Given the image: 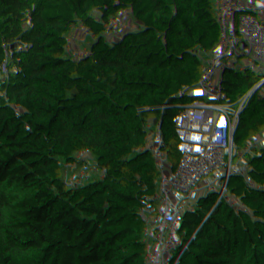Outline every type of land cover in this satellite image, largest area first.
<instances>
[{"label":"trees","instance_id":"16d2710c","mask_svg":"<svg viewBox=\"0 0 264 264\" xmlns=\"http://www.w3.org/2000/svg\"><path fill=\"white\" fill-rule=\"evenodd\" d=\"M237 0H0V264H99L102 252L125 257L137 218L149 217L148 180L173 172L171 132L179 127L197 75L229 74L226 42ZM264 25V0L255 9ZM258 42L264 49V31ZM94 104L102 108L93 109ZM239 134L264 126V67L248 72L235 102L211 120ZM83 142L92 163L69 176L58 158ZM37 157L43 187L20 185ZM257 163L264 147L239 154ZM179 203L185 233L210 215ZM189 264H213L244 234L232 215L218 217ZM234 264H264V238Z\"/></svg>","mask_w":264,"mask_h":264},{"label":"built area","instance_id":"2783aa9c","mask_svg":"<svg viewBox=\"0 0 264 264\" xmlns=\"http://www.w3.org/2000/svg\"><path fill=\"white\" fill-rule=\"evenodd\" d=\"M262 0H237L235 17L226 42L233 56L229 74H214L210 81L197 75L187 85L192 100L179 127L171 132L173 172L165 183L148 180L155 195L152 214L137 218L125 250L127 264H189L194 246L207 226L222 215H232L244 224L240 241L222 253L213 264H234L247 248L264 238V182L257 163L239 154L264 147V126L245 133L231 134L214 129L211 120L236 100L248 72L264 67V49L258 35L264 25L255 17ZM92 108H102L94 104ZM83 142L74 143L59 158L57 170L69 176L92 163ZM49 172L37 157L27 160L20 185L27 192L43 187L37 176ZM37 175V176H36ZM179 203L204 204L210 215L197 228L185 233L176 222ZM99 264H116L114 254L102 252Z\"/></svg>","mask_w":264,"mask_h":264},{"label":"rangeland","instance_id":"374dc122","mask_svg":"<svg viewBox=\"0 0 264 264\" xmlns=\"http://www.w3.org/2000/svg\"><path fill=\"white\" fill-rule=\"evenodd\" d=\"M219 225H220V222H216V223H215V226H216V227H219ZM123 259H124L125 262H126V258L124 257ZM118 264H124V263H122V260H121Z\"/></svg>","mask_w":264,"mask_h":264},{"label":"crops","instance_id":"0c3cea01","mask_svg":"<svg viewBox=\"0 0 264 264\" xmlns=\"http://www.w3.org/2000/svg\"><path fill=\"white\" fill-rule=\"evenodd\" d=\"M36 176H37V175H36ZM37 177H38V178H40V177H41V174H40V175H38Z\"/></svg>","mask_w":264,"mask_h":264}]
</instances>
